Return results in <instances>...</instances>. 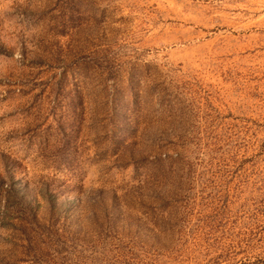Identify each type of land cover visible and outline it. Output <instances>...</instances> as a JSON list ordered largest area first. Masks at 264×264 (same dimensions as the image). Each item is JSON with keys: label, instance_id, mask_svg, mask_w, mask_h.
Returning a JSON list of instances; mask_svg holds the SVG:
<instances>
[{"label": "rangeland", "instance_id": "rangeland-1", "mask_svg": "<svg viewBox=\"0 0 264 264\" xmlns=\"http://www.w3.org/2000/svg\"><path fill=\"white\" fill-rule=\"evenodd\" d=\"M179 3L0 0V264H264V48Z\"/></svg>", "mask_w": 264, "mask_h": 264}, {"label": "bare ground", "instance_id": "bare-ground-1", "mask_svg": "<svg viewBox=\"0 0 264 264\" xmlns=\"http://www.w3.org/2000/svg\"><path fill=\"white\" fill-rule=\"evenodd\" d=\"M195 1L200 3L206 0ZM219 1L222 2L214 1L211 6L205 7L203 3L197 5L192 0H182V3H179V10L173 15L176 21L193 17L196 22H202V27L207 31H220L215 39L230 52L239 53L264 48V35H262L264 9L255 7L254 3L236 5L234 0ZM217 6L219 9H216ZM211 12L216 14L209 17L208 14ZM256 16H259L258 19H255ZM208 36L210 35L206 33L197 37L196 40L199 41ZM249 38H255V41L249 47H242V42ZM238 40L240 43L237 42Z\"/></svg>", "mask_w": 264, "mask_h": 264}]
</instances>
